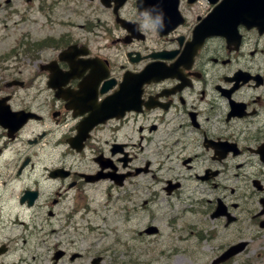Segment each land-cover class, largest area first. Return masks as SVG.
<instances>
[{
	"label": "flooded vegetation",
	"instance_id": "flooded-vegetation-1",
	"mask_svg": "<svg viewBox=\"0 0 264 264\" xmlns=\"http://www.w3.org/2000/svg\"><path fill=\"white\" fill-rule=\"evenodd\" d=\"M32 1L36 0H26ZM109 1L111 6H103L101 0H70L60 14L54 10V0H41L42 9V4L38 9L29 7V17L22 21L29 26L21 35L22 43L0 48V103L33 115L15 134L0 127V153L7 148L11 152L27 130L28 163L37 155L35 149L44 145L59 150L60 159L64 147L78 156L89 150L95 167L90 174L99 171L100 160L107 177H134V187L138 180H147L149 190L159 181L154 167L161 169L156 165L161 150L169 149L171 161L187 173L182 180L194 183L190 191L198 195L195 201L200 208V229H204L197 240L214 242L226 235L231 245L246 243L243 253L264 237V171L235 172L229 187L223 183L224 165L233 161L240 170L254 161L262 163L264 31L239 28L238 48L222 37L206 36L191 59L186 48L193 31L213 9L206 0H193L194 4L178 0L183 22L165 35L159 29L142 27L145 21L159 23L151 19L156 15L151 5L125 0L115 7V0ZM161 10L169 14L172 1L155 8L158 14ZM134 24L142 36H133ZM156 62L173 66L176 72L166 77L149 72L142 84L137 74ZM245 74L250 78L243 83L240 78ZM90 101L98 105L93 115L86 110ZM121 113V118L95 125L80 153L72 149L70 141L85 117L95 121ZM68 170L66 179L71 178L73 187L78 181L83 183L82 173ZM181 188L182 182L171 194ZM219 204L222 210L213 217ZM94 256L81 262L90 264ZM65 257L64 253L61 259Z\"/></svg>",
	"mask_w": 264,
	"mask_h": 264
},
{
	"label": "rangeland",
	"instance_id": "rangeland-1",
	"mask_svg": "<svg viewBox=\"0 0 264 264\" xmlns=\"http://www.w3.org/2000/svg\"><path fill=\"white\" fill-rule=\"evenodd\" d=\"M2 1L0 0V2ZM68 1L70 0H66V2ZM13 7L20 16H24V7L20 5V1L16 0L11 2V8L6 12H2L3 6H1L0 15H9L13 12ZM61 12L62 8L56 10L57 14ZM8 24L12 25V21ZM23 29L28 30V24H24ZM22 33L23 30L15 33V28H11V40H17V35ZM4 36L8 37L0 32V46L6 45L7 40L3 43ZM19 95L22 97V93ZM25 136L26 134H23V137ZM22 144V142H18L13 145L14 151L19 148L23 152L25 146H22ZM35 153L37 155L33 156L31 160L33 167L26 169L22 180L14 179L11 182L8 169H5L4 162L0 161V173H2V177H0V245L9 246V251L1 260L4 264H21V248H28L32 244L31 247L34 250V243L38 238L36 235L27 236V233L30 232L28 228L33 225L41 227L44 224L47 225L42 235L47 233L46 236L52 239L54 248L59 246L60 243L66 244L62 247L69 249L67 251H80L86 254L87 257L106 250V253L112 257L127 255L128 258L139 257L143 262L158 260L159 264H210L212 259L219 255L220 248H223L224 251L232 244V241L226 235L223 240L208 243L203 240L198 242L194 236L192 237L197 230L196 226L190 224L192 220L183 215L179 208L168 205V200L180 201L183 197V191L178 198L168 197L163 190L165 181L167 179L181 180L187 175L182 165L172 162L171 156L167 157L169 149L161 150L160 160L156 164H159L161 169L156 170L154 167V176L159 181H155L154 186L149 190L140 189L141 192L138 194L125 189H107L108 183H100L91 187L86 186V189L82 188L81 190L68 189V181L52 180L48 177L47 171L63 164L72 168L80 167L82 170L84 165L88 166L90 164L92 154L87 153L86 156L80 158L74 155L73 159L71 154L64 153L63 158L60 159L59 152L42 147L35 149ZM4 158H10V153L7 152ZM257 164L255 163L253 166L254 174L261 170L257 167ZM16 169L17 167L11 168V170H14L13 173L16 172ZM247 169L237 170L233 161L228 162L227 165H224V186H232L233 174ZM189 183H185L183 180L184 190L185 187L188 190L194 189V183L190 186ZM36 186H38L41 195L36 205L33 208L20 205L19 198L22 191L26 188L33 189ZM59 191L62 194V201L54 205L53 200L57 198L56 193H59ZM127 193L130 198L122 199ZM90 194L93 196H90ZM183 198L185 199V196ZM145 200H150L151 203L148 208L142 210L141 204ZM158 203L159 205L162 204L163 209H158V206H156ZM82 208L86 216L82 215ZM73 210L79 211L76 216L71 213ZM49 212H52L53 215L50 216ZM72 220L82 227L74 228L73 232L80 231L84 240L77 238L78 241H75V239L67 240L64 238L62 242V238L57 239L55 234L49 233L50 227L60 229L65 221L72 223ZM19 221L24 222V227L19 224ZM147 224L157 226L160 229L159 233L156 236H139V232ZM211 225L209 224V226ZM85 226L97 227L95 233L99 234L92 233V235L88 233ZM31 229L33 228L31 227ZM203 229H199V232L202 233ZM94 234L99 238L101 236L103 238L100 241L97 240L98 238L92 241L94 240ZM40 237H44L41 236V232ZM71 237L73 238V236ZM21 238L33 239L27 242L29 245L22 246ZM73 241L75 242L72 243ZM92 245H95L98 250L93 248ZM51 253L52 251H46L45 247L38 249V252H33V254L27 253L25 262H22V264H53L50 260ZM122 259L127 260L126 257H122ZM233 262L237 264H264V237L248 246L239 256L224 264H232ZM58 264L72 263L64 260ZM74 264H84V262L79 260Z\"/></svg>",
	"mask_w": 264,
	"mask_h": 264
},
{
	"label": "water",
	"instance_id": "water-1",
	"mask_svg": "<svg viewBox=\"0 0 264 264\" xmlns=\"http://www.w3.org/2000/svg\"><path fill=\"white\" fill-rule=\"evenodd\" d=\"M235 3L239 4V5H243L242 7L245 10H238L236 13L239 15L238 17V21L239 22H245L246 18L244 17V13L250 14V11H248L249 7L252 8V5L254 4V2L252 0H236L234 1ZM232 253V249L220 260H218V262L223 261L224 258H227L228 254Z\"/></svg>",
	"mask_w": 264,
	"mask_h": 264
},
{
	"label": "clouds",
	"instance_id": "clouds-1",
	"mask_svg": "<svg viewBox=\"0 0 264 264\" xmlns=\"http://www.w3.org/2000/svg\"><path fill=\"white\" fill-rule=\"evenodd\" d=\"M153 7H158V6L153 5ZM141 15H146V13H141ZM157 20L159 21V23H156V22L149 23L148 21H145L142 24V27L146 30L159 29L162 31L163 28L165 27V25L163 23V12H162V10L160 11L159 16L157 17Z\"/></svg>",
	"mask_w": 264,
	"mask_h": 264
},
{
	"label": "bare ground",
	"instance_id": "bare-ground-1",
	"mask_svg": "<svg viewBox=\"0 0 264 264\" xmlns=\"http://www.w3.org/2000/svg\"><path fill=\"white\" fill-rule=\"evenodd\" d=\"M183 197H184V195H183ZM182 199H184V198H182ZM193 201L194 200H192V199H189L188 198V200H187V202H186V205L187 206H189L190 208H192V206H191V204L193 203ZM197 210V209H196ZM21 224H24V223H22L21 221H19ZM183 239H185V238H183ZM187 240V239H186ZM16 250V249H15ZM15 255V254H14Z\"/></svg>",
	"mask_w": 264,
	"mask_h": 264
}]
</instances>
